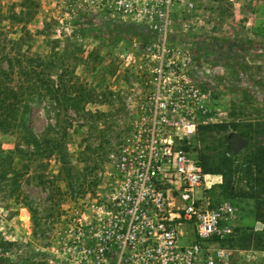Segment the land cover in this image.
I'll return each instance as SVG.
<instances>
[{
  "label": "rangeland",
  "instance_id": "rangeland-1",
  "mask_svg": "<svg viewBox=\"0 0 264 264\" xmlns=\"http://www.w3.org/2000/svg\"><path fill=\"white\" fill-rule=\"evenodd\" d=\"M0 7L23 14L33 51L54 47L57 66L65 69L54 100L31 102L22 132L17 124L0 131V264H89L80 261L72 221H83L107 194L108 154L126 130L144 48L163 24L161 1L0 0ZM259 11L264 0H172L168 14L169 47L194 65L192 79L208 93L201 125L223 126L194 137L187 150L198 163L202 156L213 164L229 161L239 194L257 186L253 169L246 175L243 168L264 160V35L254 31L257 20L264 25ZM234 136L247 141L237 153ZM51 143L53 156L44 158ZM205 175L199 196L231 200L220 196L221 176ZM233 207L238 218L220 246L230 249L231 264H264L254 201Z\"/></svg>",
  "mask_w": 264,
  "mask_h": 264
},
{
  "label": "built area",
  "instance_id": "built-area-1",
  "mask_svg": "<svg viewBox=\"0 0 264 264\" xmlns=\"http://www.w3.org/2000/svg\"><path fill=\"white\" fill-rule=\"evenodd\" d=\"M160 1L163 24L144 48L126 130L108 154L107 194L72 221L89 264H231L220 243L238 214L198 195L206 175L187 150L207 117L208 93L192 79L194 65L169 47L172 0ZM179 227L190 242L179 243Z\"/></svg>",
  "mask_w": 264,
  "mask_h": 264
},
{
  "label": "trees",
  "instance_id": "trees-1",
  "mask_svg": "<svg viewBox=\"0 0 264 264\" xmlns=\"http://www.w3.org/2000/svg\"><path fill=\"white\" fill-rule=\"evenodd\" d=\"M257 14L259 19L264 21V12L259 11ZM257 23L255 34L264 35V25L262 27L259 25L260 20H257ZM25 24L23 14H4L0 7V131H7V127L17 124L18 130L22 132L31 112V102L41 97L54 100L57 97L55 85L58 80L62 79L65 72L64 67L57 66L56 57L59 51L54 47H50L49 51L43 54L33 51L31 41L34 36L27 31ZM14 25L18 26V31L15 30ZM213 126L199 125L196 136L200 137L211 132ZM30 136L34 145L38 146L39 140L33 134ZM16 153L23 155L20 150ZM53 153L54 143H51L46 147L44 158H51ZM199 164L204 174L221 176L222 181L219 188L222 199H251L254 201V218L262 225L259 231L262 235L259 239L264 243V160L253 162L243 168L246 175L251 168L253 169L257 175L254 179L257 186L256 189L250 188L249 191L241 194L235 192L230 176L232 170L229 161L219 160L217 164H213L202 156Z\"/></svg>",
  "mask_w": 264,
  "mask_h": 264
},
{
  "label": "crops",
  "instance_id": "crops-1",
  "mask_svg": "<svg viewBox=\"0 0 264 264\" xmlns=\"http://www.w3.org/2000/svg\"><path fill=\"white\" fill-rule=\"evenodd\" d=\"M249 200L253 202V200H251V199H232V200H225V201L228 202L233 207V204L234 203H238L240 201H249ZM178 233H181V234H179L180 235L179 236V243L180 244H186V243L190 242L193 239V235L190 232V230H188V229L187 230L186 229H184V230H178Z\"/></svg>",
  "mask_w": 264,
  "mask_h": 264
},
{
  "label": "water",
  "instance_id": "water-1",
  "mask_svg": "<svg viewBox=\"0 0 264 264\" xmlns=\"http://www.w3.org/2000/svg\"><path fill=\"white\" fill-rule=\"evenodd\" d=\"M247 145V141L240 137V136H234L232 139V144H231V150L233 153H237L241 151L243 148H245ZM258 228L261 227V224L256 225Z\"/></svg>",
  "mask_w": 264,
  "mask_h": 264
}]
</instances>
